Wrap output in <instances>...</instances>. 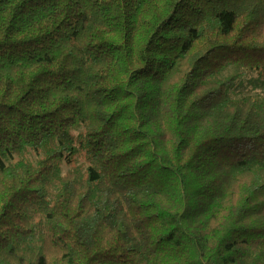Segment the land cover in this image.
I'll use <instances>...</instances> for the list:
<instances>
[{
  "label": "trees",
  "instance_id": "1",
  "mask_svg": "<svg viewBox=\"0 0 264 264\" xmlns=\"http://www.w3.org/2000/svg\"><path fill=\"white\" fill-rule=\"evenodd\" d=\"M247 85L264 0H0V264H264Z\"/></svg>",
  "mask_w": 264,
  "mask_h": 264
},
{
  "label": "rangeland",
  "instance_id": "2",
  "mask_svg": "<svg viewBox=\"0 0 264 264\" xmlns=\"http://www.w3.org/2000/svg\"><path fill=\"white\" fill-rule=\"evenodd\" d=\"M256 78V76H254ZM246 95H264V85L262 86H254V85H247L246 88H244L241 93L238 95V97H244ZM29 158L31 161H34L36 158H38V156L35 153H30L29 154ZM20 159H17V161H19ZM78 163L80 165L85 166L86 162L83 156H79L78 157ZM16 161V162H17ZM70 169V167H68L67 165L63 166V173H66L68 170Z\"/></svg>",
  "mask_w": 264,
  "mask_h": 264
}]
</instances>
